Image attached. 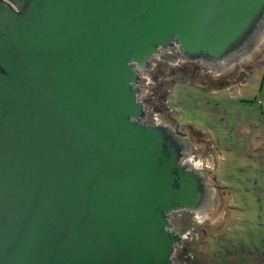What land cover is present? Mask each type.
I'll use <instances>...</instances> for the list:
<instances>
[{"label":"water","instance_id":"1","mask_svg":"<svg viewBox=\"0 0 264 264\" xmlns=\"http://www.w3.org/2000/svg\"><path fill=\"white\" fill-rule=\"evenodd\" d=\"M263 43L264 0H0V264H175L216 189L143 81Z\"/></svg>","mask_w":264,"mask_h":264},{"label":"rangeland","instance_id":"2","mask_svg":"<svg viewBox=\"0 0 264 264\" xmlns=\"http://www.w3.org/2000/svg\"><path fill=\"white\" fill-rule=\"evenodd\" d=\"M154 62L143 81L148 121L161 119L189 135L195 164L210 174L216 189L214 206L195 225L197 263L264 264V124L259 123L264 119V43L249 59L221 73L182 62L175 50L164 51ZM255 120L252 139L242 140L241 153L247 150L242 155L233 128L244 125L238 121ZM253 137H260V144ZM248 150L256 152L253 160ZM190 220L172 222L183 229ZM174 262L181 264L177 258Z\"/></svg>","mask_w":264,"mask_h":264},{"label":"flooded vegetation","instance_id":"3","mask_svg":"<svg viewBox=\"0 0 264 264\" xmlns=\"http://www.w3.org/2000/svg\"><path fill=\"white\" fill-rule=\"evenodd\" d=\"M154 118H153V122L160 120V119H154ZM183 217H184V219L191 217V220H190L191 225L190 226H186L182 229L180 223L172 222L173 219L174 220H182ZM203 219H200L197 215H195L194 213H191L189 211H179V212L173 213L171 215V222L174 224L175 229H178L181 233L186 235V238L183 241V245L177 250L176 255H175V259L177 258L181 264H198L196 261V255L192 251L193 250V242L198 237L196 236V239H195L193 234L195 231V225L199 224L200 221Z\"/></svg>","mask_w":264,"mask_h":264},{"label":"crops","instance_id":"4","mask_svg":"<svg viewBox=\"0 0 264 264\" xmlns=\"http://www.w3.org/2000/svg\"><path fill=\"white\" fill-rule=\"evenodd\" d=\"M262 113H263V116H264V108H263V110H262ZM238 123H242V124H244L243 126H241V124H239V125H236L234 128H233V138H234V140H235V143H237L238 145H237V147H239V153H241V150H242V148L243 147H241V143H242V140L244 139V136L245 137H247L248 138V141L250 140V139H252V135L254 134V133H252V131L255 129V127H257L258 126V123H257V120H255V121H251V124H247L248 122H240V121H238ZM237 123V124H238ZM259 123H261V124H264V119H263V121L261 120ZM241 128H244L245 130L244 131H241V130H243V129H241ZM238 131V134H236V132ZM264 131V129H262V132ZM238 136V137H237ZM253 140H256V141H253V143H257V144H260V142H261V139H260V137H257V138H254L253 137ZM235 145V144H234ZM248 145H249V147H252V146H254L253 144H252V141L251 142H249L248 143ZM260 147H262V148H264V142H263V144L260 146ZM246 149H245V152L244 151H242V155H246ZM255 151H256V148H255ZM250 156H247V157H249L250 158V160H253V154H255L254 152H251L250 150H248V152H247ZM240 155V154H239ZM252 157V158H251Z\"/></svg>","mask_w":264,"mask_h":264},{"label":"bare ground","instance_id":"5","mask_svg":"<svg viewBox=\"0 0 264 264\" xmlns=\"http://www.w3.org/2000/svg\"><path fill=\"white\" fill-rule=\"evenodd\" d=\"M193 163L195 164V160L193 159ZM196 166H197V164H196ZM200 166V165H199ZM212 206H214L213 204H211L210 205V208L212 207ZM210 208L207 210V211H204L203 213H201L200 215H206V212L208 213V211L210 210ZM212 209V208H211ZM205 215H204V217H205ZM202 217V216H201Z\"/></svg>","mask_w":264,"mask_h":264},{"label":"clouds","instance_id":"6","mask_svg":"<svg viewBox=\"0 0 264 264\" xmlns=\"http://www.w3.org/2000/svg\"><path fill=\"white\" fill-rule=\"evenodd\" d=\"M199 221V220H198Z\"/></svg>","mask_w":264,"mask_h":264}]
</instances>
